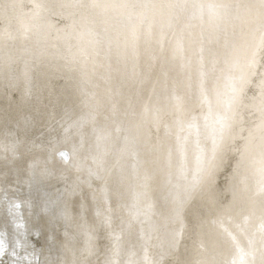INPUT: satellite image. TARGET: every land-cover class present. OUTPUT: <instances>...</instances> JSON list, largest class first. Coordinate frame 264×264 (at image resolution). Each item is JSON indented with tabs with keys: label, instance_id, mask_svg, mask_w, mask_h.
<instances>
[{
	"label": "bare ground",
	"instance_id": "6f19581e",
	"mask_svg": "<svg viewBox=\"0 0 264 264\" xmlns=\"http://www.w3.org/2000/svg\"><path fill=\"white\" fill-rule=\"evenodd\" d=\"M8 162L17 264H264V0H0Z\"/></svg>",
	"mask_w": 264,
	"mask_h": 264
},
{
	"label": "water",
	"instance_id": "95a60500",
	"mask_svg": "<svg viewBox=\"0 0 264 264\" xmlns=\"http://www.w3.org/2000/svg\"><path fill=\"white\" fill-rule=\"evenodd\" d=\"M60 154H62V156H63L64 154H67V153H65V151H64L63 153L60 152L59 155ZM16 170H18V169H16ZM8 174H10V173H8ZM36 175H38V174H36ZM38 177H39V182L35 181L34 184H42L46 188L47 191H50L51 193L62 197V194H59L58 190L54 191L55 187H54L52 181L46 180L44 175L40 174V173H39ZM23 183H26V180H24V177H22V181H19V183H18L19 185H17V188L20 189L21 185L25 186ZM28 186H29V188H31L30 185H28ZM25 192L28 193V190H25ZM39 192L40 191H38V193ZM36 194H37V192H36ZM8 198L9 197L7 195H5L2 198V201L0 202V204H3V205L6 203V206H4V208L6 209V207H7L8 211H9V213L7 215V223L3 224L0 222V264H17V262H19V261L24 262L26 259V254L23 253L22 251L24 250L25 252H27V246L26 247L23 246L24 239L20 235V233L21 234L24 233V228H25V225L27 223L23 224L22 217L16 218V216L19 214V211L21 210L22 206L24 208V206H26V204H25L24 200H21V202H20L22 204V206L20 203H17V202H14L11 204L10 202L13 201L12 198H18L17 195L12 196L9 199ZM36 203L39 204L38 199H36ZM42 203H44V201ZM1 210H2V207L0 206V211ZM14 210H16V211H14ZM11 216H12V218H11ZM57 224H60V225H58L56 232L55 233L53 232L54 235L49 236V235H47V232H45L46 237H42L39 233L32 231L30 233L29 239H33L36 241H38L40 239V241H41L43 238V242H44V241H48L47 238L56 241V239H55V237H56L57 240L61 241L60 238H62L64 233L62 232V233L57 234V232H58V229L61 227V225H64V224L61 222H58ZM1 226L3 227V229L1 228ZM25 236H27V235H25ZM48 244H51V243L48 242ZM58 247H59V245H58ZM58 250L59 249H57V248L53 249V247H52V251H58ZM60 251H61V249H60ZM30 255H32L34 260L38 261V262L43 259V253H41V252L33 251L32 254H30ZM31 263H32V260H27V263H24V264H31ZM47 264H53V262H51L49 260Z\"/></svg>",
	"mask_w": 264,
	"mask_h": 264
},
{
	"label": "rangeland",
	"instance_id": "374dc122",
	"mask_svg": "<svg viewBox=\"0 0 264 264\" xmlns=\"http://www.w3.org/2000/svg\"><path fill=\"white\" fill-rule=\"evenodd\" d=\"M10 58V57H9ZM21 84V83H20ZM2 101L4 102V100L2 99ZM23 152H25V153H23ZM27 152V153H26ZM30 152H32L33 153V151H29L28 152V150L26 151V149H24L23 148V150L20 152V156H22L21 157V159H20V162H22V163H24V162H26V163H24L23 164V167L25 166V168L27 169V167H29V165H30V163H31V161H29L28 159L29 158H31V156H35V155H41V156H43L44 157V155L46 154V152H44V153H39V152H35L34 154H32V155H30ZM66 154H64V156H65ZM26 157V158H25ZM1 159H3V157H1ZM87 161H85V164L87 165V166H90L92 163H91V161H89L88 160V162L86 163ZM35 163V162H34ZM50 163V162H49ZM53 165H54V163L53 162H51ZM89 164V165H88ZM10 165L11 164H9V162L8 163H6V164H4V163H0V168H2L3 167V169L4 168H7V169H9V167H10ZM93 166V165H92ZM34 167H35V164H34ZM52 177H51V180L52 181H57L58 183H61V180L62 179H60L61 177H63L65 180H62V181H67V180H69V182H71V187L72 188H74V184H75V182H76V180H75V178L73 177V176H65V175H63L62 174V170L61 169H57V168H53V170H52V174H50ZM55 177V178H54ZM6 182H7V179H6ZM7 184H9L10 185V183H8L7 182ZM10 187H11V189H8L9 191V193H10V191H14V195H17L18 197L20 196L19 195V193H26L25 192V190L24 191H22L21 190V188L20 189H18V188H16V187H12L11 185H10ZM14 188H15V190H16V192H15V190H14ZM7 189V188H6ZM13 189V190H12ZM19 190V191H18ZM83 190V189H82ZM7 191V190H6ZM76 191V190H75ZM87 193H88V189H87ZM28 194V193H27ZM7 195H8V193H7ZM76 196L77 197H79V198H83V197H86L87 195H86V192H84L83 191V197H81V195L80 194H78L77 195V193H76ZM88 197V196H87ZM33 198V197H32ZM30 199V201L32 202L33 201V199ZM27 199V198H26ZM28 201V200H27ZM87 204H89V201H87ZM15 259V258H14Z\"/></svg>",
	"mask_w": 264,
	"mask_h": 264
}]
</instances>
